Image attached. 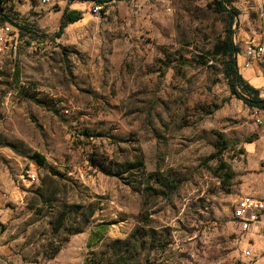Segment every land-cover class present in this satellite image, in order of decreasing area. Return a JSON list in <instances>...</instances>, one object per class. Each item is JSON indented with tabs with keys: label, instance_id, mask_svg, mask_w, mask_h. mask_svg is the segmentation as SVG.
Wrapping results in <instances>:
<instances>
[{
	"label": "rangeland",
	"instance_id": "rangeland-1",
	"mask_svg": "<svg viewBox=\"0 0 264 264\" xmlns=\"http://www.w3.org/2000/svg\"><path fill=\"white\" fill-rule=\"evenodd\" d=\"M4 1L22 32L0 52V256L264 264L263 232L234 218L264 200V110L233 93L217 50L232 28L264 99V0H226L234 21L224 0H114L63 30L87 0Z\"/></svg>",
	"mask_w": 264,
	"mask_h": 264
},
{
	"label": "built area",
	"instance_id": "built-area-1",
	"mask_svg": "<svg viewBox=\"0 0 264 264\" xmlns=\"http://www.w3.org/2000/svg\"><path fill=\"white\" fill-rule=\"evenodd\" d=\"M50 0H45L48 2ZM5 1L0 0V52L9 49V46L17 51L19 48L20 28L16 27L11 20H7L2 9ZM95 12H99L102 7L97 6ZM10 38V39H8ZM30 185L36 184L40 178L34 171H26L23 174ZM234 218L244 233H253L260 235L264 234V200L254 197H245L238 201L234 207ZM3 231L0 228V240L3 238ZM243 254L245 257H251L252 252L245 249ZM0 264H10L3 257L0 256Z\"/></svg>",
	"mask_w": 264,
	"mask_h": 264
},
{
	"label": "trees",
	"instance_id": "trees-1",
	"mask_svg": "<svg viewBox=\"0 0 264 264\" xmlns=\"http://www.w3.org/2000/svg\"><path fill=\"white\" fill-rule=\"evenodd\" d=\"M87 1H93L98 6H105L114 0H87ZM226 2H227L226 0L219 2L217 8L220 12L228 13L232 18V20L234 21L237 18L238 13L229 10L226 6L227 4ZM65 13L66 14L64 15V19H66L67 22L61 26L62 30L67 26V24L76 23L83 18V13L78 10L76 11L68 10ZM13 24L16 26L15 23ZM217 50L220 54L229 58V62L227 63L225 70L230 79V84L232 86L233 93L237 96L238 99L243 100L249 106L259 110H264V99L260 98L258 89H255L249 83H247L243 78V76L240 75V73L238 72V62L236 60L238 54V48L235 46L233 41L232 28L229 30L227 43L224 44L223 46L218 47ZM241 89L243 90V92H241Z\"/></svg>",
	"mask_w": 264,
	"mask_h": 264
},
{
	"label": "crops",
	"instance_id": "crops-1",
	"mask_svg": "<svg viewBox=\"0 0 264 264\" xmlns=\"http://www.w3.org/2000/svg\"><path fill=\"white\" fill-rule=\"evenodd\" d=\"M96 3L93 1H87V2H77L75 1V4L73 5V10H78V11H84L87 10L88 8H91L93 5ZM71 11V10H70ZM83 13V12H82Z\"/></svg>",
	"mask_w": 264,
	"mask_h": 264
}]
</instances>
